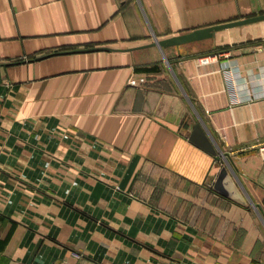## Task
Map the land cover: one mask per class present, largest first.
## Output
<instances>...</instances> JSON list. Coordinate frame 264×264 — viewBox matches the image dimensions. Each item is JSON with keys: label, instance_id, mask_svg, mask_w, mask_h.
Returning a JSON list of instances; mask_svg holds the SVG:
<instances>
[{"label": "crops", "instance_id": "0c3cea01", "mask_svg": "<svg viewBox=\"0 0 264 264\" xmlns=\"http://www.w3.org/2000/svg\"><path fill=\"white\" fill-rule=\"evenodd\" d=\"M262 13L0 0V264H264V20L150 45ZM197 122L257 208L213 191Z\"/></svg>", "mask_w": 264, "mask_h": 264}, {"label": "water", "instance_id": "95a60500", "mask_svg": "<svg viewBox=\"0 0 264 264\" xmlns=\"http://www.w3.org/2000/svg\"><path fill=\"white\" fill-rule=\"evenodd\" d=\"M263 20H264V13L254 16H249L243 19L197 28L190 32L181 33L170 37L162 38L159 40H155L150 45H158L160 48L180 45L196 40L210 38L213 36V34L216 31L221 29L248 24L257 21H263ZM92 50H112V48L95 47V48L81 49L78 51H92ZM189 140L192 143L196 144L197 146L201 147L206 152L214 155L218 160L220 158H223L225 160V163L221 165L214 179L212 185L213 191L241 206L244 207L254 206L255 208H257V205L252 204L243 193L242 189L240 188V186L238 185L235 179V176L233 174L234 171L231 169L232 166L230 164V161L226 159L227 156L225 154H222V152L218 150V148L215 146V144L213 143V141L205 131L201 122H197L193 125L192 132L189 136Z\"/></svg>", "mask_w": 264, "mask_h": 264}, {"label": "built area", "instance_id": "2783aa9c", "mask_svg": "<svg viewBox=\"0 0 264 264\" xmlns=\"http://www.w3.org/2000/svg\"><path fill=\"white\" fill-rule=\"evenodd\" d=\"M212 56L210 55H205V56H202L200 58L201 62L202 63H207L210 61ZM145 82V77L144 76H131L129 78V84L131 85H140L142 83ZM259 150L261 152V154L264 156V143H262L260 146H259ZM49 264H57V263H49Z\"/></svg>", "mask_w": 264, "mask_h": 264}]
</instances>
